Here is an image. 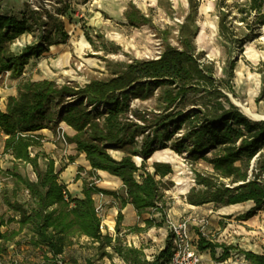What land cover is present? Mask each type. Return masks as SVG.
<instances>
[{
	"label": "trees",
	"instance_id": "trees-1",
	"mask_svg": "<svg viewBox=\"0 0 264 264\" xmlns=\"http://www.w3.org/2000/svg\"><path fill=\"white\" fill-rule=\"evenodd\" d=\"M245 1L217 3L219 34L227 50L236 47L242 52L244 44L255 37L253 31L240 33L234 21L246 25L248 31L254 14L264 23V0ZM188 2L189 14L179 28L180 47L167 44L159 59L111 63L110 78L92 80L85 86L27 80L19 85L18 97L5 100V111L0 109V133L8 137L4 149L13 156L15 165L12 171L0 167V181L6 175L14 178L22 190L28 191L32 204L28 209L24 204L7 201L9 209L19 215L16 221L20 228L15 233H2L1 221L0 242L8 243L27 229L30 245L54 259L63 256L76 237H85L97 245L101 256L112 258L110 248L126 264H170V240L150 263L142 249L125 247L118 238L102 233V219L93 195L117 194L85 181L84 198L72 199L59 183L55 161L41 151L31 155L30 149L42 146V138L36 133L54 129L60 123L76 132L72 137L64 134L65 140L86 155L95 173L104 171L122 180L126 193L122 205L131 204L139 216L154 211L166 221L165 192L174 184L165 179L173 174V168L158 162L149 166L148 160L156 151L167 148L178 155L187 154L186 159L193 162L202 159L213 167L212 174H195L196 186L187 196L188 204H214L220 208L252 202L254 207L240 217L245 221L264 211V121L248 118L226 94L235 93L233 78L238 60L232 58L231 52H227L222 78L216 75L215 63L204 62L203 54L197 53L194 40L199 32L196 18L200 1ZM233 10L240 17L233 16ZM125 18L133 27L150 22L134 5L128 8ZM35 31L40 32L37 44L27 45L18 55L11 50L16 40ZM68 39L64 22L46 10L18 15L0 13V76L8 72L11 79H20L31 58H39L50 47L66 44ZM156 88L162 92L163 106L151 120L150 113L132 109L131 102L150 99ZM151 129L154 134H150ZM181 130L183 135L174 138ZM110 150L125 156L117 161ZM136 157L143 159L141 166L135 162ZM21 164L33 168L36 182L18 172ZM121 219L120 214L117 230ZM151 225L147 222L148 227ZM218 248L224 250L221 261L233 249L200 235L201 251L209 249L215 256ZM242 253L250 264H264V254ZM45 264L54 263L47 258Z\"/></svg>",
	"mask_w": 264,
	"mask_h": 264
},
{
	"label": "rangeland",
	"instance_id": "rangeland-1",
	"mask_svg": "<svg viewBox=\"0 0 264 264\" xmlns=\"http://www.w3.org/2000/svg\"><path fill=\"white\" fill-rule=\"evenodd\" d=\"M199 1L200 5L196 18L199 32L194 40L197 53L203 54L204 62H214L216 75L218 78H222L224 77L223 68L227 61V52H231L232 58L238 60L233 78L235 93L226 92V94L232 103L248 118L253 121H264L262 119H255L249 114L264 116L263 21L258 19L254 14L249 20L251 31H248L246 25L243 26L242 23L234 21V26L237 27L240 33L253 31L255 37L252 41L244 44L242 52L236 47L227 50L224 40L219 34L217 3L233 4L236 2L245 3L246 1ZM0 5L1 8L6 10L14 9L18 14L28 11L43 12L46 10L58 16L64 22L65 28L70 35L68 42L66 45L64 44L65 47L50 48V51L54 54L53 56L58 59L61 58V53L64 51L70 52L67 64L57 70L51 71L50 69L52 72L50 76L54 80L51 82H55L58 85L72 83L85 86L92 80L108 79L110 78L108 65L111 63L129 64L134 60L149 61L159 59L167 44L180 47L179 28L189 14L188 0H0ZM131 5H134L149 18V24L139 27L129 25L125 18V13ZM262 15L264 16V7ZM233 16L240 17L236 10H233ZM29 34V36L24 34L16 40L11 46L12 50L17 51V49L20 50L30 43L32 44L35 36H39L40 32L35 31ZM87 41L90 42L88 43ZM5 76H8V72L3 76L6 79L7 77ZM3 82H5L4 79H2L1 83ZM161 94V90L156 88L150 99L146 101L134 100L131 102V108L150 113L152 120L159 113L161 106H163L160 99ZM236 101L249 110V113L245 112L244 108L242 109L238 106ZM150 131H152L150 134H154V129ZM183 133L184 130L179 131L174 138L181 137ZM4 142V138L0 137V159L2 160L0 167L13 170L14 166L11 160L9 157L3 156L2 153ZM61 143L65 145L66 149L68 148L67 142L61 139ZM169 146H171V142ZM162 151L166 152L167 161H170L173 167V174H171L169 181L174 184L171 190L165 192L166 197L164 202L167 204L166 210L169 219L179 220L180 218L169 213V208L174 207V205L178 210L183 208V204H186L188 192L196 186V173L212 174L214 171L212 165L202 159L193 162L186 159L185 154L178 155L170 148ZM162 151L159 150V152ZM113 154L115 157H118L116 153ZM134 160L137 164H142L141 160L136 158ZM63 164L67 163L64 161L61 163V166ZM151 164L152 162H148L149 166ZM42 166L43 170H45L44 164ZM17 167L18 172L23 176L34 178V172L30 165L21 164ZM149 170L151 171L152 169L149 168ZM88 182L97 185L100 183V180L94 177L89 179ZM0 183L3 186L0 191V223L1 221L4 222L1 232H7L8 234L15 233L20 228L18 221H16L18 220L16 217H19V215L9 209L7 201L12 203L18 202L21 205L24 204L28 209L32 202L29 196L16 184L14 178L6 175L1 179ZM216 209L215 205H210L209 207H204L205 213L194 211V213L187 214L181 218H190L192 228L195 226L200 230L202 229L206 235L208 234V237L213 235L214 237L211 236L210 238L216 239L217 235L213 234V232L211 234L207 233L209 232L207 223L210 221L209 218L216 215L214 213L217 211ZM241 212L243 213L236 218H230L231 224L237 226L240 224V221H245L240 220V217L246 214L247 211L242 209ZM152 213L157 214L154 211ZM254 217L251 221L252 223H250L251 225L247 227L248 231H253L251 236L240 240L243 237L235 235V239H238L236 242H240L245 249L238 248L239 251L233 250V260L229 264H250L242 253L246 252V250H254L259 254H264V211L258 212ZM152 224L154 223L152 222ZM166 226L168 228V220L166 221ZM155 233L151 236L148 235V237L145 236L144 238L146 239H143L145 243H143L144 246L141 249L144 251L146 258L153 256L152 253L157 252L165 243V241L163 242L159 238L161 233H157V231ZM95 248V245L89 239L76 237L73 245L68 247L65 254L61 256L62 263L88 264L92 262L93 264H119L118 256H115L113 253H111L112 258L101 256L100 252ZM47 258L53 261L54 264H59L57 258L54 259L52 256L45 255L42 251L30 245V235L27 229L21 231L18 236L8 243L0 242L1 264H45Z\"/></svg>",
	"mask_w": 264,
	"mask_h": 264
},
{
	"label": "crops",
	"instance_id": "crops-1",
	"mask_svg": "<svg viewBox=\"0 0 264 264\" xmlns=\"http://www.w3.org/2000/svg\"><path fill=\"white\" fill-rule=\"evenodd\" d=\"M0 13L8 14V15H18V12L14 11V9L6 10V9L1 8V5H0ZM26 35L29 36L30 34L26 33ZM38 42H39L38 36H35L34 42L32 44L30 43L29 45H35ZM65 45L61 44V45L52 46V47L60 48V47H65ZM23 49H20V50L17 49L16 51L14 49L12 50L11 48V50L17 55L20 54L23 51ZM53 55L54 54L49 49L48 51L44 52L42 56H40L39 58H36V57L31 58L29 61V64L25 67L23 76L20 79H17V80L11 79L10 73H8V76H5L7 77L6 79L3 77L4 75L0 76V109L2 111H5L4 102L7 98L18 97L20 83L27 81V80H32L34 82H39V81H44V80L54 81L53 78H51L50 76L52 73L51 71L54 69L57 70L58 68H61L65 64H67L70 58V52L64 51L63 53H61V58L59 59L57 57H54ZM2 79H4L5 82L1 83ZM6 81L9 82V84H7ZM61 131L66 136H70V137L76 134V132L71 127L67 126L65 123H60L54 129H43L36 133L42 138V146L39 148H35L34 150L30 149L31 155L34 156L38 151H41V152H44L48 156V158H51L52 160L55 161L56 171L60 172L59 173V183L65 187V190L68 192V195L72 199H83L84 198V194H83L84 183L85 181L88 182L89 179L94 178V177L100 180V183L95 185L97 188L117 194L115 196L104 195L100 193L93 195L96 208L101 207L103 210L102 211V216H103L102 221L104 225L103 234L104 235L109 234L114 239L118 238L122 244L130 243L133 246V248L141 249L144 246L143 243H145L143 240V239H146L144 238L145 236L147 237L148 235L151 236L156 231L157 233H161V236L159 238L161 241L163 242L165 241V243L164 245L161 246L159 250H157V252L152 253L153 256H151L150 259L154 261L155 258L160 254V252H162L167 247V244H168L169 239H168V228L166 226V221L163 222V217L159 213L153 214L152 211H149L139 216L137 214V211L131 204H127L123 206L122 200L126 199V193L123 188L124 185H123L122 180L104 171H97L95 173L92 170V167L89 161H87L86 155L84 153L79 152L75 144L67 143L68 150L65 148V145L61 143V140L59 137ZM0 137H3L5 141L8 138L3 133H0ZM4 147H5V142L2 148L3 156L9 157V159L11 160L14 166L15 160L13 156L9 153L8 154L5 153ZM157 152L159 151H156L153 154V156L148 160V162H152V164L157 163V162L166 163V164L171 163L170 161H167V160H158L157 158H155V154ZM113 153H116L118 157H115ZM110 154L117 161H120L125 156L123 152L116 151V150H112ZM140 160L143 161L142 158H140ZM64 161L67 164H63V166H61V163ZM1 164H2V160L0 159V165ZM137 165L141 166L142 164L141 165L137 164ZM1 169L4 171L6 170L12 171L10 168L5 169L2 166H1ZM153 171L154 170L152 169L151 172ZM78 175H80L79 178H77ZM170 176L171 175H169L165 179V181L169 180ZM30 180L33 182L37 181V176L35 173H34V178L30 176ZM23 191L25 192L26 190H23ZM185 203L186 204H183L184 206L181 210H178L175 207V205L174 207L169 208V213L171 215H174L182 219L181 218L182 216H186L187 214L194 213V211H198L199 213L201 212L205 213L204 207H209L210 205H214V204H206L203 206H192L187 203V197H186ZM253 207H254V204L252 202L230 205V206L220 207V208L216 207L217 211L214 212L216 215L212 216V218H209L210 221L209 223H207L208 231H209L207 233L211 234L213 232V234L217 235L216 239L210 238L211 236L214 237L213 235L208 237L207 236L208 234L206 235L204 231L202 233V229L200 230L199 228H196L195 226H193L192 233H193V236H195V238H200V235L203 234L202 236H204L210 242H214L218 244L224 243L223 245L229 248L230 247L233 248L230 250V256L225 261H221V257L224 253L223 248L216 249L215 256H212V253L209 249L206 251L200 250L202 253L201 264H229L233 260V254H232L233 250L239 251V249H245L244 246L240 244V242L238 241L236 242V240L238 239H235V235H239L243 237L240 240H244L245 237L251 236L253 231L251 230L248 231L247 227L251 225L250 223H252L251 221L255 217L249 220H246V221H240V224H238L237 226L231 224L232 222H230L231 221L230 218H236L237 216H239L241 213H243L241 212L242 209H245L248 212L249 209H252ZM193 209H196V210H193ZM120 214L122 216V219L120 221L119 229L117 230L118 218ZM149 221L151 223L153 222L154 224L148 227L147 222ZM156 221H157V225H156ZM2 227H4V225ZM234 242H236V244H234ZM93 245H95V247L97 246L96 244H93ZM108 251L110 253H113L111 250H108ZM148 252H150V250H148ZM246 252H253V253L259 254L258 252L254 250H246ZM118 263L126 264L120 257H118Z\"/></svg>",
	"mask_w": 264,
	"mask_h": 264
},
{
	"label": "built area",
	"instance_id": "built-area-1",
	"mask_svg": "<svg viewBox=\"0 0 264 264\" xmlns=\"http://www.w3.org/2000/svg\"><path fill=\"white\" fill-rule=\"evenodd\" d=\"M49 1V0H48ZM33 4V3H32ZM36 10V8L34 6ZM60 140L66 142L65 136L63 132H60ZM187 155V154H185ZM2 185V183H0ZM94 184V183H93ZM0 185V191L3 186ZM25 193L28 195V191ZM65 199L68 197L65 195ZM98 216L102 219V208H96ZM19 219V217H16ZM168 220V239L172 243V258L170 264H201L202 262V253L199 249V239L195 238L192 233V224L191 219H180V220H171L169 219L168 214L166 215V221ZM101 231L104 233V225L103 221L101 223ZM203 233V230H202ZM203 235V234H202ZM122 236V235H121ZM125 247H133L130 243H124ZM110 250V248L108 249ZM59 264L62 263V257H57ZM147 260L152 263L153 260L147 258Z\"/></svg>",
	"mask_w": 264,
	"mask_h": 264
},
{
	"label": "bare ground",
	"instance_id": "bare-ground-1",
	"mask_svg": "<svg viewBox=\"0 0 264 264\" xmlns=\"http://www.w3.org/2000/svg\"><path fill=\"white\" fill-rule=\"evenodd\" d=\"M236 104L238 105V106H240L242 109L244 108V106L240 103V102H238V101H236ZM244 110H245V112H247V113H249V110H247L246 108H244ZM253 118H255V119H262V120H264V116H258V115H256V114H251V113H249ZM155 158H157L158 160H167V155H166V152H157L156 154H155ZM136 159H138V160H140V158L139 157H136Z\"/></svg>",
	"mask_w": 264,
	"mask_h": 264
}]
</instances>
